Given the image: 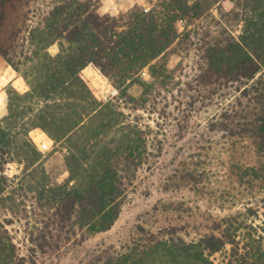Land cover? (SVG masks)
<instances>
[{"label":"trees","instance_id":"1","mask_svg":"<svg viewBox=\"0 0 264 264\" xmlns=\"http://www.w3.org/2000/svg\"><path fill=\"white\" fill-rule=\"evenodd\" d=\"M100 4L0 0V56L18 81L0 116V264H264V0H155L117 15ZM50 148L63 153L59 183ZM153 170L164 191L221 215L193 238L137 225L77 257Z\"/></svg>","mask_w":264,"mask_h":264},{"label":"rangeland","instance_id":"2","mask_svg":"<svg viewBox=\"0 0 264 264\" xmlns=\"http://www.w3.org/2000/svg\"><path fill=\"white\" fill-rule=\"evenodd\" d=\"M123 0H111L107 6V12L111 15H117L121 12L126 11L123 5H121ZM127 3H132L140 5L143 8H149L155 0H127ZM116 4V9L111 8L110 5ZM120 4V6H119ZM130 8V7H129ZM215 14V12H213ZM56 45L49 47L51 53L56 52ZM179 61V56L170 50L167 59V65L169 68H173L176 63ZM88 68L96 70L103 79L105 86L103 88L99 87L97 84H94L89 77H87L84 72L85 77L91 82V84L98 90V92L103 97L113 95L115 89L109 84L107 79L92 65H88ZM142 76L144 79L148 78L146 70H143ZM6 81L4 82V78ZM14 77V73L6 66L5 62L0 56V116L2 109L5 113V89L4 87L11 81ZM15 81H13V84ZM133 92L137 93V89L133 88ZM46 144L40 142V145ZM53 149V148H52ZM50 150L45 153L44 165L50 179L59 183L64 181L67 176V172L63 164V153L60 150L56 149ZM211 154V152H210ZM161 165V164H160ZM211 170L216 168V161L213 160L210 164ZM15 166L10 165L8 173L15 171ZM161 171L153 170L150 173H142L139 175L137 180V186L134 192L132 191L127 198V201L124 203L121 212L118 214V218L112 225V227L101 233H97L85 241L82 247L79 249V257L82 253L90 252L93 249L98 247L115 245L117 246L120 243L125 242L129 235L135 230L137 225H142L144 228L152 231H156L161 227L167 225H178L181 227L182 231L189 235V238H193L195 233L203 227L210 223L208 218L216 215H221L215 209L207 210L200 202H196V196L187 192V190H166L162 189L161 182ZM181 201L183 200V208H188L187 211L171 212L169 210H163L162 204L169 201ZM196 203L198 206L196 207ZM70 257H66L59 264H70Z\"/></svg>","mask_w":264,"mask_h":264},{"label":"crops","instance_id":"3","mask_svg":"<svg viewBox=\"0 0 264 264\" xmlns=\"http://www.w3.org/2000/svg\"><path fill=\"white\" fill-rule=\"evenodd\" d=\"M127 0H123V1H121V5H123V6H125L124 8L125 9H128L129 7H131L132 5H133V2L131 3H127L126 2ZM110 3H112L111 2V0H101V4H100V7H99V12L100 13H105V11L107 12V6L110 4ZM116 4H113V5H110V7L111 8H114V9H116ZM119 6H120V4H119ZM7 66V65H6ZM9 67V66H8ZM10 68V67H9ZM10 70L14 73V77H13V79L11 80V81H9L11 84H13V81H15V83L13 84V85H16L17 84V78H16V74H15V72L10 68ZM4 82H7L6 81V77L4 78ZM2 114H4V109H2V111H1V115Z\"/></svg>","mask_w":264,"mask_h":264},{"label":"built area","instance_id":"4","mask_svg":"<svg viewBox=\"0 0 264 264\" xmlns=\"http://www.w3.org/2000/svg\"><path fill=\"white\" fill-rule=\"evenodd\" d=\"M145 10H147V8H145ZM47 145L48 144H43V145H40V148H41V150H47Z\"/></svg>","mask_w":264,"mask_h":264}]
</instances>
